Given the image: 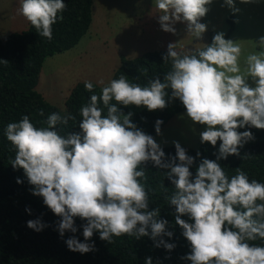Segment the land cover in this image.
Wrapping results in <instances>:
<instances>
[{
    "label": "clouds",
    "instance_id": "1",
    "mask_svg": "<svg viewBox=\"0 0 264 264\" xmlns=\"http://www.w3.org/2000/svg\"><path fill=\"white\" fill-rule=\"evenodd\" d=\"M154 2L162 31L175 34V25L183 23L187 34L202 39L207 25L200 21L213 0ZM224 6L233 14L240 11L236 0H223ZM65 9V0H19L17 13L41 37L51 40L53 25L63 19ZM257 44L264 49V36ZM176 49V43H169L162 57L171 62L163 81L156 77L141 86L125 75L107 83L98 81L100 94L91 95L90 103L79 110V131L61 135L57 126H66L76 117L56 112L39 122L46 126L37 127L28 115L8 123L4 135L15 152L10 164L23 170L32 195L42 197L43 204L60 218L56 230L61 237L78 231L75 218L84 222L80 226L83 242L75 235L65 240L72 252L95 251L96 232L109 244L113 237L147 236L154 247L169 252L176 247L163 238L174 233L168 230L169 221L160 218L159 208L150 210L149 195L141 183L147 180L145 165L150 162L165 170L174 186L166 199L175 209V225L190 245V253L181 259L191 264H264V245L251 243L264 241V183L250 180L241 168L229 177L218 162L240 157V149L255 139L250 130L240 129L264 130V50L249 53L242 68L241 46L225 39L223 32L203 48L183 54ZM84 87L93 92L91 81H85ZM174 100L182 103L193 124L204 126L199 134L202 144L216 147L220 142L216 160L201 159L195 175L190 169L201 153L190 156L173 141L175 155L166 157L154 137L132 122L133 113L125 114L119 107H145L152 112ZM39 115H44L43 110ZM162 124L159 119L155 122L157 135L162 134ZM17 183L23 180L17 178ZM26 211L31 214L30 208ZM47 226L39 218L27 221V227L36 232ZM145 264H153L152 257L145 258Z\"/></svg>",
    "mask_w": 264,
    "mask_h": 264
},
{
    "label": "trees",
    "instance_id": "2",
    "mask_svg": "<svg viewBox=\"0 0 264 264\" xmlns=\"http://www.w3.org/2000/svg\"><path fill=\"white\" fill-rule=\"evenodd\" d=\"M65 4L66 9L61 13L63 19H58L53 25L51 40L41 37L30 23L25 29L9 32L4 39L0 35V264H145L147 257H152L153 264H191L190 261L181 259L190 253V245L182 236V229L175 225V209L166 199L173 194L174 186L167 179L165 170L157 169L149 162L145 165L147 180H141V183L148 192L150 210L159 208L160 218L169 221L168 230L174 233L172 238H163L176 247L170 252L163 247H154V241L147 236L138 240L129 236L113 237L114 242L109 244L102 241L96 232L92 237L96 250L81 254L70 251L65 240L75 235L83 242V229L80 226L84 222L75 218L78 231L75 234L66 232L61 237L56 230L60 218L43 204L42 197L32 195V186L23 170L13 169L10 164L15 152L4 135L8 123L18 122L24 115H28L37 127L46 126L39 122L56 112L61 116L71 114L76 117L75 121L69 120L66 126H57L61 135L79 131L81 106L90 103L91 95L100 94L101 85L92 82L94 89L89 92L85 89L84 82H78L66 98V109L61 111L35 90L44 60L74 47L91 25L93 0H65ZM227 21L229 27L225 36L230 34L234 26L231 15ZM214 35L211 31L206 44L212 42ZM203 47L205 45L200 48ZM166 52L167 49H157L133 58L120 56V64L111 79L125 75L129 82L141 86L147 85L149 80L156 77L163 81L164 75L171 70V62H164L162 59ZM166 91L170 94V90ZM99 106L104 107L102 104ZM119 107L125 114L131 111L132 122L153 137L158 119L163 121L162 127L175 114L185 110L179 100L171 101L163 110L152 112L145 107ZM41 110L43 116L39 115ZM104 114H107V109H104ZM245 130H250L255 139L240 149L241 156H229L218 162L229 177L236 174V168H241L250 180L256 179L264 183V130L240 129ZM219 143L218 141L216 147L208 143H200L197 148L181 145L190 156L196 157L197 152L201 153L190 169L193 175L201 159L216 160L215 153L218 152ZM162 148L166 157L175 155L174 144ZM244 154L248 156L245 158ZM17 178L23 180V183L18 184ZM26 208L31 209V214ZM37 218L48 225L40 232L27 227V221ZM182 218L188 220L187 216ZM251 243L264 245L261 240Z\"/></svg>",
    "mask_w": 264,
    "mask_h": 264
},
{
    "label": "rangeland",
    "instance_id": "3",
    "mask_svg": "<svg viewBox=\"0 0 264 264\" xmlns=\"http://www.w3.org/2000/svg\"><path fill=\"white\" fill-rule=\"evenodd\" d=\"M98 1L101 2L104 13L101 19L109 20L112 17L121 20V23L109 24L108 28L105 26V29L101 28L96 33H94L95 26L92 28L90 26L74 47L49 56L43 62L35 90L61 111L66 109V98L76 83L91 81L100 85L98 81L103 80L107 83L111 80L108 75L112 76L120 64L118 52L124 50L130 54L126 57L132 58L145 52L143 50L154 48L135 49L136 44L139 48L145 40L139 34L134 33V30L130 29L131 25L127 23L131 15L128 8L136 10L138 5L148 13L155 12L154 0H93L92 16L96 14ZM222 4L223 0H213L208 5L209 11L200 21L207 25V31L200 40L187 34L186 25L183 23L175 25V34L164 32L160 27L155 34L160 38L185 44L186 46L180 52H188L204 46L209 40L211 31L215 34L218 32L226 34L229 27L227 18L231 15L234 26L225 39L236 41L241 46V67L243 68L244 58L249 53L264 50L257 44L259 37L264 36V0L248 4H242L236 0V7L240 11L235 14L228 7H222ZM18 7L19 0H0V35L3 39L9 32L20 31L29 24L21 15H18ZM112 30L117 32L114 33ZM146 36L148 39V32ZM249 83H251L250 79ZM185 112L186 110H183L170 118L161 127V135L155 134L154 139L161 147L172 145L173 141H178L182 146L191 148H197L201 143L199 134L204 130V126L193 124Z\"/></svg>",
    "mask_w": 264,
    "mask_h": 264
},
{
    "label": "crops",
    "instance_id": "4",
    "mask_svg": "<svg viewBox=\"0 0 264 264\" xmlns=\"http://www.w3.org/2000/svg\"><path fill=\"white\" fill-rule=\"evenodd\" d=\"M130 9V19L128 20L127 23H129L130 29L134 30V33L139 34L140 36L143 37L145 40L139 45V48L137 47V44L135 45V49H146L147 47H154L153 50L157 49H167V46L169 43H176L177 45V51H182L183 47H185V44L182 43H177L174 41H171L170 39L166 38H160L158 35L155 34V31L160 27L158 23V13L155 12H146L143 9L139 8L137 5V9L134 10L132 8ZM104 13L102 12V6L101 2L98 1L97 3V9H96V14L92 16V23H91V28L92 26L94 27V33L98 32L101 28L105 29V26L110 25H115L121 23V20L119 19H113L112 17L108 19H101L102 15ZM92 30V29H91ZM112 32L116 33L117 31L112 30ZM147 32H148V39H147ZM90 36V35H89ZM157 38L158 40L154 39ZM102 41V40H101ZM104 41V40H103ZM120 51V50H119ZM143 51H151V50H143ZM185 53V52H182ZM130 54H127L124 50L121 52H118V57H119V62H120V56H129ZM128 58V57H127ZM133 58V57H132ZM116 66V64H115ZM113 74V73H112ZM109 80L111 79V75Z\"/></svg>",
    "mask_w": 264,
    "mask_h": 264
}]
</instances>
